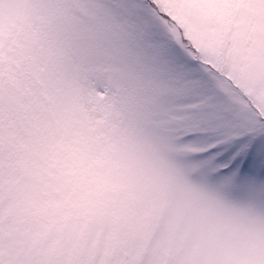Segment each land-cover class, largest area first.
I'll return each mask as SVG.
<instances>
[{
	"label": "snow or ice",
	"instance_id": "obj_1",
	"mask_svg": "<svg viewBox=\"0 0 264 264\" xmlns=\"http://www.w3.org/2000/svg\"><path fill=\"white\" fill-rule=\"evenodd\" d=\"M0 264H264V0H0Z\"/></svg>",
	"mask_w": 264,
	"mask_h": 264
}]
</instances>
